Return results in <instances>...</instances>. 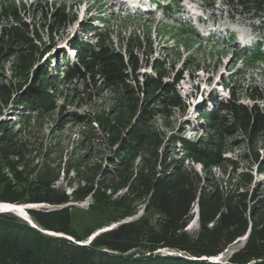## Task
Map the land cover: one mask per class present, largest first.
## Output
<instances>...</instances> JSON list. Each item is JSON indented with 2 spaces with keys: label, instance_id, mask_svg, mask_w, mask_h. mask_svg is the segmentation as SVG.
<instances>
[{
  "label": "rangeland",
  "instance_id": "1",
  "mask_svg": "<svg viewBox=\"0 0 264 264\" xmlns=\"http://www.w3.org/2000/svg\"><path fill=\"white\" fill-rule=\"evenodd\" d=\"M259 5L264 9V0H155L138 12L121 9L118 0H0V197L33 198L41 184L69 196L86 193L68 204L76 239L51 237L84 246L92 235L132 224L137 235L124 256L173 254L212 263L148 249L168 234L167 217L151 196L152 181L170 170L190 180L203 200L190 205L185 233L192 242L208 234L202 218L208 232L220 213L238 222V232L213 234L223 246L214 264H231L251 235L263 251ZM89 23L92 31L83 32ZM76 42L106 48L108 71L73 72L65 80ZM29 95L33 103H25ZM228 99L234 106L219 112ZM243 107L252 113L239 115ZM199 111L214 119L204 124Z\"/></svg>",
  "mask_w": 264,
  "mask_h": 264
},
{
  "label": "trees",
  "instance_id": "2",
  "mask_svg": "<svg viewBox=\"0 0 264 264\" xmlns=\"http://www.w3.org/2000/svg\"><path fill=\"white\" fill-rule=\"evenodd\" d=\"M238 2L241 4L240 1ZM241 6L248 8L243 3ZM255 9L259 13L264 11L261 5ZM91 27L90 23L85 24L83 32H91ZM84 45L82 42H76L72 45L76 62L72 67H69V71L64 73L65 80L69 79L71 81L74 79L72 77L74 73L89 75L100 71H108L109 66L105 62L108 50L101 46H96V49H92L90 45ZM156 69L160 71V65L157 64ZM153 81L154 79H149V82ZM157 85V83H154L151 88H155ZM29 96L31 100L24 99L25 103H28V101L33 103L35 101L34 95ZM232 101L228 99L220 102L217 106L219 112L230 111L231 107L234 106ZM238 113L243 116L244 113L248 114L252 113V111L244 108V111L238 110ZM198 114L200 121L204 122V124L214 119L210 114L201 111ZM255 126H259L256 121L251 123V129ZM169 171L161 172L152 181L154 190L151 196L152 202H155V205L157 204L167 217L168 234L165 235L166 237L161 236L158 238L160 242L157 239L151 240L153 247L148 249L150 252H154L159 248L176 249L195 258L216 255L222 251L223 246L212 237L214 236L213 234L236 229L237 220L231 217L232 214L220 213L213 223V229L208 232L209 230L206 228L208 222H205L202 218V229L208 234L201 235L199 239L192 242L184 231L191 221L190 205L197 201L202 206L203 200L193 190L190 180H187L181 174L168 173ZM164 178L165 180L163 181ZM86 196V193L81 196L76 194L69 196L65 192H59V190L52 188L50 185L41 184L38 187V194L33 198L22 200L0 197V203L17 205L47 204L61 207L51 211L28 210V216L37 229L20 221L11 214H0V264H214L213 262L187 260L184 257L172 255L150 254L145 256L142 253L137 254V256H124L122 254L131 249L129 243L136 239L137 230L132 224H122L116 229L98 235L90 246H80L65 239L53 238L42 233V231H51L76 239L77 235L71 228L72 221L68 204L81 202ZM256 213V209L253 208L251 213L253 218L259 217ZM260 221H262L260 223L264 228V220L261 218ZM236 231L238 232L239 229H236ZM240 231L235 235L236 237L244 235L246 224L243 225ZM262 234L264 235V229ZM253 241L254 236L251 235L242 251L231 259V264H249L252 261L255 264H264V250L257 248ZM101 250H106V252Z\"/></svg>",
  "mask_w": 264,
  "mask_h": 264
},
{
  "label": "bare ground",
  "instance_id": "3",
  "mask_svg": "<svg viewBox=\"0 0 264 264\" xmlns=\"http://www.w3.org/2000/svg\"><path fill=\"white\" fill-rule=\"evenodd\" d=\"M155 2V0H118V4L120 5L121 9L128 10L130 5L134 6L132 7V10L138 11V12H146L151 8L152 3ZM258 43V42H257ZM24 206L22 205H16V204H0V212L1 213H14L19 217L26 218L29 220L27 216L24 215ZM30 221V220H29Z\"/></svg>",
  "mask_w": 264,
  "mask_h": 264
},
{
  "label": "water",
  "instance_id": "4",
  "mask_svg": "<svg viewBox=\"0 0 264 264\" xmlns=\"http://www.w3.org/2000/svg\"><path fill=\"white\" fill-rule=\"evenodd\" d=\"M0 204H10V203H0ZM22 206H24V209H25V214H26V216H28V208H30V206H29V204H24V205H22ZM0 214H4V213H1L0 212ZM5 214H12V215H14V216H17L16 214H14V213H11V212H9V213H5ZM17 217H19V216H17ZM29 217V216H28ZM20 219H22L23 221H25V222H27V223H29L30 224V226L31 227H33V228H36L37 229V227H36V225L32 222V220L29 218V220H27V219H25V218H22V217H19ZM187 227V226H186ZM186 229V228H185ZM184 229V231L186 232V230ZM42 233H44V234H47V235H49V236H54V237H64L65 239H69V240H71V238L69 237V236H66V235H64V234H61V233H56V232H51V231H42ZM95 239V236H90L86 241H84V242H82L81 243V245H84V246H86V245H90L91 244V242L93 241ZM158 250H160V251H158L157 253H160L161 251H164V250H167V249H164V248H159ZM174 250H176V249H174ZM179 251V250H178ZM169 253V252H168ZM171 253V252H170ZM181 253V251H179V254ZM222 253V251L221 252H219V253H217L216 255H213V256H202L201 258H203V260H210V261H212V262H215L217 259H218V256L220 255ZM168 255H173V254H168ZM232 257L233 256H231L230 258L232 259ZM195 258V257H194ZM252 262H254V261H252Z\"/></svg>",
  "mask_w": 264,
  "mask_h": 264
}]
</instances>
